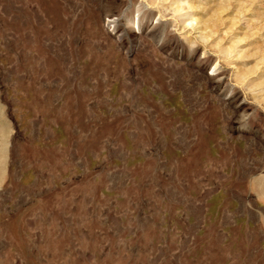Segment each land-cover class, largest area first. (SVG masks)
I'll return each instance as SVG.
<instances>
[{
	"label": "rangeland",
	"instance_id": "1",
	"mask_svg": "<svg viewBox=\"0 0 264 264\" xmlns=\"http://www.w3.org/2000/svg\"><path fill=\"white\" fill-rule=\"evenodd\" d=\"M0 264H264V0H0Z\"/></svg>",
	"mask_w": 264,
	"mask_h": 264
}]
</instances>
